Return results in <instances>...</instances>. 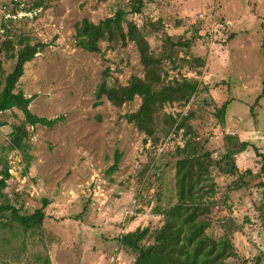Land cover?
I'll return each mask as SVG.
<instances>
[{"label": "rangeland", "instance_id": "rangeland-1", "mask_svg": "<svg viewBox=\"0 0 264 264\" xmlns=\"http://www.w3.org/2000/svg\"><path fill=\"white\" fill-rule=\"evenodd\" d=\"M24 1L43 2V12L12 25L7 38L13 48L0 57L9 73L16 61L10 54L20 44H45L25 63L15 92L34 96V114L62 120L51 127L27 124L22 151L12 148V132L25 124L24 113L16 107L0 113V177L5 168L11 172L0 204L9 202L21 214L39 208L45 213L30 228L7 215L0 219V264H135V254L122 249L118 238L138 227L160 226L163 215L155 207L177 203V148L189 136L219 162L211 168L215 195L199 219L211 222L207 231L214 237L232 231L229 264H264L263 180L242 176L244 169L227 172L230 128L216 115L233 96L248 102L250 116L258 112L256 127L264 129V0ZM118 9L144 31L165 83L199 81L189 102H168L158 112L156 142L123 117L139 108L140 97L116 106L96 95L104 75L110 85L144 77L135 43L99 39L90 50L77 41L85 19L98 24ZM189 113L190 135L177 128ZM118 153V167L111 171Z\"/></svg>", "mask_w": 264, "mask_h": 264}, {"label": "trees", "instance_id": "trees-1", "mask_svg": "<svg viewBox=\"0 0 264 264\" xmlns=\"http://www.w3.org/2000/svg\"><path fill=\"white\" fill-rule=\"evenodd\" d=\"M42 3L35 5L43 6ZM136 11H140V8ZM124 22L127 23V32L124 31ZM10 31L9 29L5 37H0V53L3 49L13 48L11 40L7 38ZM117 37L121 40L129 38L135 43L145 74L144 77L133 75L127 85H110L107 82V75H104L96 90L97 98L100 99L105 95L112 104L122 106L140 97L139 108L124 114L123 117L143 132L146 139L150 138L156 142L158 112L168 102H189L199 90V81L182 77L165 83L160 58L153 53L139 25L134 20H128L124 9H118L114 16L98 24L85 19L77 27L78 43L86 44L90 50L97 48L96 42L99 39H116ZM20 45L15 53L10 54L11 58L16 59L11 72H5L3 60L0 57V113L15 107L24 113L25 124L16 126L12 132V148L24 151L27 148V144L23 142V137L27 135V124L51 127L62 120V116L50 119L34 114L29 108L34 96L27 97L22 91L15 92L17 83L23 75L25 63L32 60L45 46L41 43L32 44L29 41ZM195 60L202 61L199 57ZM226 107L227 104H224L216 114L221 118V123L225 122ZM166 117L176 122L171 114ZM192 117V113L183 116L178 121L177 128L185 127V133L190 135L191 127L187 123ZM225 141L227 149L225 157L230 161L227 162L230 167L227 171L229 173L238 169L235 154L246 149L248 144L241 142L238 136L230 134L225 135ZM177 154L180 156L175 165L177 203L167 208L156 206V213L163 215V223L155 228L146 226L128 231L118 238L119 243L123 249L135 254V264H229L228 259L235 253L234 243L230 238L232 231L229 230L219 237H214L207 231L211 222L207 219H199L203 207L211 202L208 203L207 199L215 195L216 184L211 175V168L219 162L213 158L210 151L200 150L191 136L183 147L177 148ZM120 157L121 154L118 153L111 171L117 169ZM261 169L264 170V163ZM252 173L251 169H247L242 176ZM10 178L11 172L5 168L0 177V197ZM6 215L19 221L26 228L41 224L45 218L42 208L36 209L31 214H21L9 202H2L0 219Z\"/></svg>", "mask_w": 264, "mask_h": 264}, {"label": "crops", "instance_id": "crops-1", "mask_svg": "<svg viewBox=\"0 0 264 264\" xmlns=\"http://www.w3.org/2000/svg\"><path fill=\"white\" fill-rule=\"evenodd\" d=\"M244 88L247 89L245 86ZM232 104L234 106H231ZM225 115V123L230 128L229 134L238 136L241 142L248 144L246 149L235 154L237 168L240 171L251 169L253 174L261 176L263 180L261 185L264 189V170L262 171L261 169L264 163V129L256 127L257 123L255 120L259 118L258 112L256 111L254 116H250L248 102L240 101L239 98L232 96L227 102ZM258 169L259 171H257Z\"/></svg>", "mask_w": 264, "mask_h": 264}, {"label": "built area", "instance_id": "built-area-1", "mask_svg": "<svg viewBox=\"0 0 264 264\" xmlns=\"http://www.w3.org/2000/svg\"><path fill=\"white\" fill-rule=\"evenodd\" d=\"M42 7L24 0H12L9 4L0 3V37H5L12 25L40 17L43 12Z\"/></svg>", "mask_w": 264, "mask_h": 264}]
</instances>
